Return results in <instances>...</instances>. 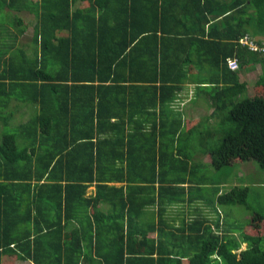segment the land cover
<instances>
[{
    "label": "trees",
    "instance_id": "16d2710c",
    "mask_svg": "<svg viewBox=\"0 0 264 264\" xmlns=\"http://www.w3.org/2000/svg\"><path fill=\"white\" fill-rule=\"evenodd\" d=\"M119 1L0 0V264L5 255L33 264H264V233L220 240L211 226L172 235L163 219L135 222L139 210L156 204L161 215L163 198L184 193L201 149L210 156L204 180L237 162L264 170V0H146L161 1L156 21L152 7L140 11L134 0L122 13ZM24 10L35 17L31 50L18 45ZM180 33L190 43L184 57ZM172 34L181 54L167 43ZM245 64L262 69L251 95L238 77ZM189 65L207 66L205 75ZM189 81L207 83L214 104L195 125L173 104ZM24 108L28 117L15 121ZM109 157L121 161L109 166ZM250 180L217 203L247 206ZM109 218L120 231L127 224L117 244L104 236ZM250 221L264 222V212ZM137 234L138 246L128 245Z\"/></svg>",
    "mask_w": 264,
    "mask_h": 264
},
{
    "label": "crops",
    "instance_id": "0c3cea01",
    "mask_svg": "<svg viewBox=\"0 0 264 264\" xmlns=\"http://www.w3.org/2000/svg\"><path fill=\"white\" fill-rule=\"evenodd\" d=\"M132 1L134 0H127V1L120 0L117 4V5H120L119 8L120 7L123 8L120 12L125 11V10L129 11L128 9H126V7L131 5ZM135 1H136L137 8L140 11H142L143 9L152 7L151 10L154 12L152 13V16H153V20L155 19V21H156V18H158L157 14L158 16H159V13L164 14V12L160 10L159 7H157L161 5V1H159L158 4H152L151 1H146V0H135ZM167 3L170 4L169 0L167 1ZM82 4H83L82 6H86L88 5V2H83ZM22 12H29V11L24 10ZM24 27H27L25 21H24ZM23 29H24V32L28 30L26 28H23ZM31 31H33V25H32ZM178 35H179L178 38H180V45H181L180 52L182 53V57H184L187 53L188 54L190 53V48H189L190 43L188 42L189 38L188 37L186 38L184 34H181V33ZM174 36L175 35L172 34V37L169 40H167V43L171 45L172 50H177L176 52L181 54L178 51V49L175 47V43H178V42H177V38H175ZM171 41L173 43H171ZM24 47L30 48L31 50L30 45L29 46L24 45ZM195 56H192V58ZM229 58H232V57H229ZM258 65L259 64H256V65L245 64L243 65L244 67L239 69L240 70L238 74L239 81L246 84V91L250 95L255 93L256 91L255 82L257 79H254V81L252 80L253 81L252 90L249 91L248 87L252 85V81L250 82L248 79H245L246 74L249 71H253V70L255 71ZM206 67L207 66L199 67L197 65H189L188 69H189V73L201 74V72H203V74L205 75L206 70H207ZM253 72H250V74ZM207 89L210 90V87L205 82L203 83H195V82H190V81L185 82L182 85L181 90L178 93L179 100L173 102V104L178 106V109L182 110L183 116L185 117V120L186 122H188L189 125H193V124L195 125L199 121V119L202 117H205V116L209 117L211 112L213 111L214 109L213 100H211L212 98H210V95L206 92ZM17 110L18 109L15 110V118H14L15 121L17 120V117L20 120V117L24 115V109H22L21 112L19 110L18 111L19 113L16 112ZM193 111H197L198 114L196 116H191L189 118L187 115L190 113L192 114ZM27 115L28 113L24 115V117L21 120H24L25 118H27L28 117ZM209 120L210 122H213L211 118L210 119L208 118V121ZM207 130L208 129H205V132H207ZM105 135L111 136L110 134H107V133H105ZM207 141H208V138H206L205 143H207ZM118 150H120V148L118 149L106 148L105 152L109 154L110 156V155L117 153L113 151H118ZM110 158L111 157L106 159V163L109 166H115L119 163V161H121V160H116L115 162H111V160H108ZM209 161H210V156H209V153L207 152V149L205 151H203L202 149L200 151H197L193 159H190L188 161V164L190 165L193 163V165L195 166L196 172L193 171L192 169L187 172V175L188 173H191L192 175H189L190 180H187V182L183 185L184 193H173V194H169L166 198H163L162 200L165 201V205L163 207V210L161 211V215H160V212L158 211V206L156 204L150 207H145L141 211L139 210L138 212L139 213L141 212V214L136 215L137 220H135V222L138 221L137 223L139 224V228L144 225H147L149 222L152 223L156 221L158 223V220L163 219V223L161 224V226L164 227L163 229L165 230V232L170 231L172 235L173 233H180L183 229L187 230L189 229V227H192L196 224H201L202 226H211L215 234H219L220 240H222L225 235L226 236L233 235L236 240H239L240 232L244 231L243 227L241 228V226L242 225L246 226V224L237 223V221L229 222V219H227L229 212L225 211L224 209L225 205H217L218 201L216 199L221 193H223L224 191H227L229 188H231L234 185L236 186L246 185L247 186L250 183H252L251 180L247 177V175L250 171L254 170L256 166L255 162L250 160V161H244V162H237L233 164L231 168L228 167L230 169L229 173H227L226 175L219 176V178L216 181L212 179L215 182L214 183L210 180L203 179L204 178V168L203 169L200 168V166H203L205 164L207 165ZM233 175L235 177V180L228 179ZM108 184L114 185V186L124 185L123 182H108ZM155 184L156 186L159 185V183L157 182ZM94 189H95V186L94 184H92L91 186L88 187L87 194L92 192ZM88 190L90 192H88ZM97 207L104 214L110 211V207L103 200L99 202ZM124 217H127V214H124ZM248 218H251V216H248L247 219ZM111 220H114V219L109 218V219L104 220L103 232H104V236H105V233H108L109 236H112L113 237L112 241L114 240L113 242L117 244L115 240L117 241L119 239L118 235L121 232L127 231V226H126L127 224L124 223L123 224L124 230L120 231V226L115 225V221H111ZM74 225H75L74 222L70 224V226L72 227ZM134 229H135L134 231H138V228H134ZM157 233H159V230L156 232V235ZM116 235L118 237L114 239ZM149 236L150 237L155 236V233H150ZM169 238L173 239L170 236ZM128 245L138 246V234L135 236V239L130 240L128 242ZM165 246L167 248L170 247L168 246V244ZM246 246H247V242H242L238 250L244 249ZM2 263L3 264H33V262L29 259L19 260L13 255H10V256L5 255L2 258Z\"/></svg>",
    "mask_w": 264,
    "mask_h": 264
},
{
    "label": "rangeland",
    "instance_id": "374dc122",
    "mask_svg": "<svg viewBox=\"0 0 264 264\" xmlns=\"http://www.w3.org/2000/svg\"><path fill=\"white\" fill-rule=\"evenodd\" d=\"M19 16H21L24 21L26 22L27 27H25L26 30L21 36L20 39L18 38V45H30V37L32 34V25L35 22V17L32 13L29 12H19ZM254 71V70H253ZM249 71L246 74V78L250 82L254 79H257L259 74H261L262 69L260 68V65L257 66V69L255 71ZM250 72H253L250 74ZM252 85L248 87L249 91L252 90ZM27 114V110L24 108V115ZM198 113L197 111H193V113L188 114L187 116L190 118L191 116H196ZM257 168L255 166L254 170L250 171L247 175L249 179H253L256 181V184L252 187V190L247 198L248 205H227L224 206L225 211L229 212V215L227 216V219H229V222L237 221V223H244L246 226H243V230L250 232V233H257V234H263L264 233V222L260 221L252 222L250 221V218L247 219L248 216L254 215V211H258L260 213L264 212V170L259 169L260 171H256ZM216 178L218 179L219 176L215 174ZM230 180H235L234 175L228 178ZM88 192H90L88 190ZM217 205H220L219 203ZM258 231V232H255ZM12 258V257H11ZM15 260V259H14Z\"/></svg>",
    "mask_w": 264,
    "mask_h": 264
},
{
    "label": "built area",
    "instance_id": "2783aa9c",
    "mask_svg": "<svg viewBox=\"0 0 264 264\" xmlns=\"http://www.w3.org/2000/svg\"><path fill=\"white\" fill-rule=\"evenodd\" d=\"M240 41L243 42V43L248 44L251 49H256L257 48L256 44L254 42H252L251 40L247 39V38L241 39ZM228 66L231 69H236L238 67L237 60L229 59L228 60Z\"/></svg>",
    "mask_w": 264,
    "mask_h": 264
}]
</instances>
